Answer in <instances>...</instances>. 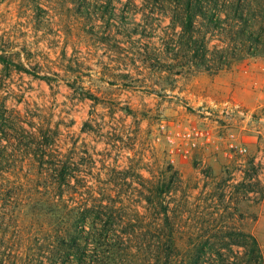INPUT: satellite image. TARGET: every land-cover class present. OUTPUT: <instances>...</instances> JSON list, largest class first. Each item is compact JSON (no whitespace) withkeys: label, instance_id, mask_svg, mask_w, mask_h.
<instances>
[{"label":"rangeland","instance_id":"374dc122","mask_svg":"<svg viewBox=\"0 0 264 264\" xmlns=\"http://www.w3.org/2000/svg\"><path fill=\"white\" fill-rule=\"evenodd\" d=\"M227 74L254 84L207 99ZM245 234L264 258V0H0V264H209Z\"/></svg>","mask_w":264,"mask_h":264},{"label":"trees","instance_id":"16d2710c","mask_svg":"<svg viewBox=\"0 0 264 264\" xmlns=\"http://www.w3.org/2000/svg\"><path fill=\"white\" fill-rule=\"evenodd\" d=\"M187 8L189 9V3H187ZM198 8V7H196ZM193 9V5L191 7V10ZM189 18L186 19V22H188V29L190 31L191 29V17L190 15L188 16ZM228 18V17H227ZM190 27V28H189ZM188 42V41H187ZM203 43V42H202ZM205 45L203 46V44L200 43V45H197V42L194 43L193 46V50H192V58L195 62H200L201 64L205 63ZM232 51L230 49V51H222V54H220L219 56H217L218 60H219V68L221 69L223 66L227 65V59L232 58ZM95 208L92 207L91 209H85V213H82L80 218H78L77 220H81L84 222H89L90 224H92V227L89 229V231L87 232L88 235L85 237L86 239L91 238V241H96V240H103V237H107L109 240V246L111 247V249H114L115 247H120L122 246V244L124 243V241L121 239V237L119 236H115L113 234V231L111 230V226H113V217L108 213L106 215V217L104 218V228L102 229V231H98L95 228V224L93 223L95 221V219L100 217V214L98 211L94 210ZM100 209V207L98 208ZM94 225V226H93ZM245 238L244 241H236V244L238 246H242L248 249V254L246 255V257L239 259V257L234 256L232 258V260L230 261L228 257L223 256V255H219L218 259H213L210 258L208 259L207 262H209V264H262V261H264V258H262V254L260 251V248L258 246L257 240L255 239V237L252 234H245V235H241V238ZM83 252L77 250V252L75 253V260L78 261V264H91L92 262L96 261V256L92 255L91 256V261H85L81 258V254ZM111 264H115L116 259H112V257L109 259ZM211 260V261H210ZM206 262V261H205Z\"/></svg>","mask_w":264,"mask_h":264},{"label":"crops","instance_id":"0c3cea01","mask_svg":"<svg viewBox=\"0 0 264 264\" xmlns=\"http://www.w3.org/2000/svg\"><path fill=\"white\" fill-rule=\"evenodd\" d=\"M255 75L256 74L251 72L249 76L253 78ZM251 77L241 79L236 74H227L225 76L215 75L213 76L210 87L211 97H207V99L215 102L216 99L219 101L222 98H226L228 94H232L233 96L241 95L243 90L247 92L248 87L254 84ZM202 155L203 153H200L199 157L202 158Z\"/></svg>","mask_w":264,"mask_h":264},{"label":"built area","instance_id":"2783aa9c","mask_svg":"<svg viewBox=\"0 0 264 264\" xmlns=\"http://www.w3.org/2000/svg\"><path fill=\"white\" fill-rule=\"evenodd\" d=\"M205 113H207V112H205ZM194 134L198 135L200 137V139L204 138L205 140H208V134L206 132L202 131V130H198ZM230 138H233V135H230ZM167 140H168V143L173 146V148L169 150V152H170L169 155L171 156V162L172 163L174 162V158L173 157L177 155L175 151L180 152V154L183 156V158H186L187 156H189L186 151L181 150V145L175 143L174 139H172L169 135L167 137ZM200 145H201V143H200ZM189 146L191 148H195L198 145H197L196 142H192ZM235 149L237 150L236 146H234L233 144L229 145V150L231 152H233V150H235ZM238 151L242 152L241 149H239Z\"/></svg>","mask_w":264,"mask_h":264}]
</instances>
